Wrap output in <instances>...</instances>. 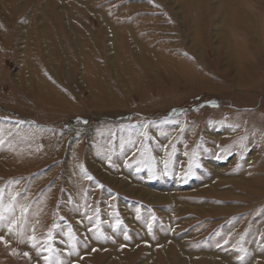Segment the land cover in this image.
Here are the masks:
<instances>
[{"label": "rangeland", "instance_id": "374dc122", "mask_svg": "<svg viewBox=\"0 0 264 264\" xmlns=\"http://www.w3.org/2000/svg\"><path fill=\"white\" fill-rule=\"evenodd\" d=\"M0 188V264H264V0H0Z\"/></svg>", "mask_w": 264, "mask_h": 264}, {"label": "snow or ice", "instance_id": "6c2138e0", "mask_svg": "<svg viewBox=\"0 0 264 264\" xmlns=\"http://www.w3.org/2000/svg\"><path fill=\"white\" fill-rule=\"evenodd\" d=\"M143 135L145 137V140H147L148 139L147 133H144ZM122 147H123V145H122ZM141 154H143V152ZM218 158H220V157H218ZM165 163L167 165V162H165ZM89 179H91V177H89ZM18 195L19 194L12 195V197H11L12 202H15V200L17 199ZM27 211H28L27 208H22V210H21L22 216L25 213H27ZM5 212H7L9 214H14V207H13V203H11V202L8 205L4 204V189L0 188V226H4V224L7 222L8 218H9L8 216L5 215ZM15 223L16 222L13 221L12 224H8L7 225L9 233H12V232L15 231V229L13 227V225ZM20 227H21V233L20 234L22 235L23 234L22 233L23 224H21ZM3 239L4 238L2 236H0V241H3ZM29 239L33 241V245L32 246L36 247V243H35L36 237L33 236V237H30ZM125 239H128L127 235L125 236ZM21 242H23V240ZM46 250H50V249H46ZM93 251H95V249H93ZM24 255L27 256L28 253H25ZM44 259L47 262L49 260V257L45 256Z\"/></svg>", "mask_w": 264, "mask_h": 264}, {"label": "bare ground", "instance_id": "6f19581e", "mask_svg": "<svg viewBox=\"0 0 264 264\" xmlns=\"http://www.w3.org/2000/svg\"><path fill=\"white\" fill-rule=\"evenodd\" d=\"M250 16H252L251 14H250ZM249 17V16H248ZM250 20H252V19H250ZM149 52V51H148ZM248 182H250V181H248ZM163 239V238H162Z\"/></svg>", "mask_w": 264, "mask_h": 264}]
</instances>
